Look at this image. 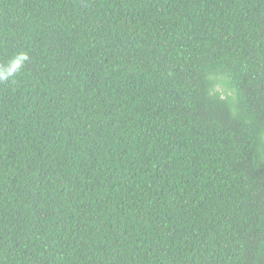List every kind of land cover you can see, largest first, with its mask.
<instances>
[{"label": "trees", "instance_id": "1", "mask_svg": "<svg viewBox=\"0 0 264 264\" xmlns=\"http://www.w3.org/2000/svg\"><path fill=\"white\" fill-rule=\"evenodd\" d=\"M0 264H264V0H0Z\"/></svg>", "mask_w": 264, "mask_h": 264}]
</instances>
